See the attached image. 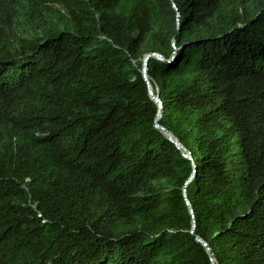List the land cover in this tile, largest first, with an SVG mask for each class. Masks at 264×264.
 I'll use <instances>...</instances> for the list:
<instances>
[{
	"label": "trees",
	"instance_id": "obj_1",
	"mask_svg": "<svg viewBox=\"0 0 264 264\" xmlns=\"http://www.w3.org/2000/svg\"><path fill=\"white\" fill-rule=\"evenodd\" d=\"M0 264H264V0H0Z\"/></svg>",
	"mask_w": 264,
	"mask_h": 264
},
{
	"label": "water",
	"instance_id": "obj_2",
	"mask_svg": "<svg viewBox=\"0 0 264 264\" xmlns=\"http://www.w3.org/2000/svg\"><path fill=\"white\" fill-rule=\"evenodd\" d=\"M146 58H147V56H145V57H144V60H143V71H142V73H143V75H144L145 77H146V73H145V61H146ZM149 88H150V86H149ZM149 94H150V96L155 100V102L158 103L159 110H158V114H157V117H156V118H158V117L160 116V114H161V102L159 101V99H158L157 96H155V95L152 94L151 89H149ZM156 125H157V124H156ZM157 126H158V125H157ZM163 131L166 132L165 130H163ZM167 135L170 136L169 133H167ZM173 141H174V143L177 145L178 148H181V145L179 144V142H178L177 140L174 139ZM185 156H187V155L185 154ZM183 190H184V189H183ZM183 194H184V196H185V193H184V192H183ZM192 227H193V225H192ZM197 240H199L203 245L206 246V244H205L202 240H200L199 238H198ZM208 253H209L210 256L212 255L211 250H208Z\"/></svg>",
	"mask_w": 264,
	"mask_h": 264
},
{
	"label": "rangeland",
	"instance_id": "obj_3",
	"mask_svg": "<svg viewBox=\"0 0 264 264\" xmlns=\"http://www.w3.org/2000/svg\"><path fill=\"white\" fill-rule=\"evenodd\" d=\"M146 56V55H145ZM143 60H144V58H143ZM151 89V91H152V88H150ZM154 93H155V96H157L156 94H157V88L155 87V89H154V91H153ZM153 94V93H152ZM187 154V153H186Z\"/></svg>",
	"mask_w": 264,
	"mask_h": 264
}]
</instances>
